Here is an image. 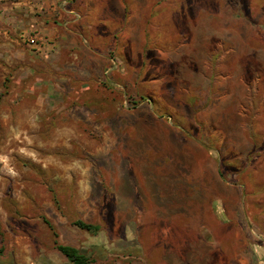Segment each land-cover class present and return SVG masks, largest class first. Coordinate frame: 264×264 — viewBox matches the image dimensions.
Here are the masks:
<instances>
[{"label": "rangeland", "instance_id": "374dc122", "mask_svg": "<svg viewBox=\"0 0 264 264\" xmlns=\"http://www.w3.org/2000/svg\"><path fill=\"white\" fill-rule=\"evenodd\" d=\"M74 2L0 74V264H264V0Z\"/></svg>", "mask_w": 264, "mask_h": 264}, {"label": "crops", "instance_id": "0c3cea01", "mask_svg": "<svg viewBox=\"0 0 264 264\" xmlns=\"http://www.w3.org/2000/svg\"><path fill=\"white\" fill-rule=\"evenodd\" d=\"M74 0H0V74L6 77L15 64L27 74L39 70L43 59H57L77 49L86 22ZM36 36L40 47L25 42Z\"/></svg>", "mask_w": 264, "mask_h": 264}, {"label": "trees", "instance_id": "16d2710c", "mask_svg": "<svg viewBox=\"0 0 264 264\" xmlns=\"http://www.w3.org/2000/svg\"><path fill=\"white\" fill-rule=\"evenodd\" d=\"M44 222L48 225V227L53 232V235L55 237L54 241H55V245L57 249L66 256L70 264H89V261H90L89 257L83 254L78 248L71 246V245L60 244L58 242V233L55 230V227L53 226V224L46 217H44ZM74 224L80 227L81 229L91 231V232H98L100 230L99 225L85 222L80 219L75 220ZM11 264H15V263H11Z\"/></svg>", "mask_w": 264, "mask_h": 264}, {"label": "built area", "instance_id": "2783aa9c", "mask_svg": "<svg viewBox=\"0 0 264 264\" xmlns=\"http://www.w3.org/2000/svg\"><path fill=\"white\" fill-rule=\"evenodd\" d=\"M25 42L31 46L40 47V43L36 36H32V35L25 36Z\"/></svg>", "mask_w": 264, "mask_h": 264}]
</instances>
